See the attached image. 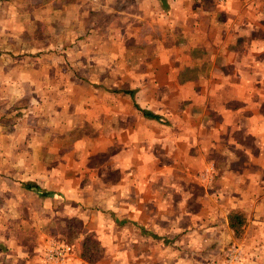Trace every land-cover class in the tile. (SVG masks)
I'll return each instance as SVG.
<instances>
[{
    "label": "rangeland",
    "instance_id": "obj_1",
    "mask_svg": "<svg viewBox=\"0 0 264 264\" xmlns=\"http://www.w3.org/2000/svg\"><path fill=\"white\" fill-rule=\"evenodd\" d=\"M20 1L23 9L31 8L38 19L34 24L28 22L24 28V34L35 39L32 40L35 44L23 42L24 54L34 51V55L45 57L41 59L49 65L50 74L45 77L44 71L38 69L37 81H30L31 76L22 85L7 75L12 73L11 66L1 65L0 232L13 228L20 239L29 241L31 249L36 248L31 253L36 264H46L41 254L52 244L71 247V254L63 262L71 259L85 264L80 256L78 235L83 231L93 233L98 240L90 236L101 247L96 259L86 264H264V236L252 239V231L251 239L246 238L243 243H233L230 233L224 230L222 234H213L217 241L220 239V245L210 251L204 241L206 225L197 224L192 226L191 233L178 239V251H167L156 241L144 244V237L139 235L136 226L119 227L105 211L118 203L124 206L123 202L142 204L144 188L151 184V179L158 184L172 185L171 189L181 185L186 189L182 200L189 196L187 201L191 202L192 210H199L205 191L193 182L202 169V159L189 153L192 139H174L178 129L171 118L178 109L172 103L173 85L168 86L170 95L166 94L158 103L152 101L155 98L150 90L152 80L147 79L160 59L169 65L174 79L177 73L174 66L188 62L192 49L187 45L191 39L196 44V39L204 42L211 36L227 37L226 32L217 30L216 24H226V7H236V0H173L168 14L147 8L145 26L146 13L140 8L146 7L148 0L146 4L144 0ZM17 2L5 0L4 6H17ZM243 2L242 17L235 19L239 27L252 25L259 0ZM70 5L76 7L69 14L66 9L62 10ZM203 7L210 17L204 14ZM3 15L8 21L7 14ZM210 22L214 27L206 29L205 25ZM260 24L264 26V16ZM177 26L181 31L179 36L175 33L173 36L172 27ZM162 31L164 35H159V41L149 42ZM16 33V27L12 29V25L5 22L2 35L4 44L8 43L7 49L15 47L12 40L16 41ZM184 34L189 36L186 43ZM198 34L201 35L197 37ZM244 40L249 49V40L261 42L258 50H264V29L254 33L248 30ZM50 43L54 48L45 52L44 47L48 49ZM60 44L69 47L70 55L77 58L81 66L73 59L62 63ZM243 52L249 58L253 53L247 49ZM8 54L10 52L6 51L4 58L14 57L13 53ZM92 65L100 66L95 72L100 79L91 78L90 72L87 78L86 70H92ZM207 65L206 61L205 68ZM98 88L101 94L95 92ZM120 90L132 91L133 99L116 93ZM146 97L152 101L149 103L152 109L158 108L156 112L163 113L160 124L144 120L134 107L133 101L144 108ZM254 102L264 110V95ZM156 137L161 141L152 140ZM147 150L153 151L156 159L154 155L147 156ZM26 183L36 184L56 195L40 199L24 190L22 186ZM210 206L206 205V212L210 211ZM129 214L144 225L143 213L138 215L130 207ZM260 217L264 218V213H260ZM183 226L187 223L182 224V229ZM260 227L262 229H256L264 233V226ZM0 236H4L3 233ZM21 257L26 256L21 254Z\"/></svg>",
    "mask_w": 264,
    "mask_h": 264
},
{
    "label": "crops",
    "instance_id": "obj_2",
    "mask_svg": "<svg viewBox=\"0 0 264 264\" xmlns=\"http://www.w3.org/2000/svg\"><path fill=\"white\" fill-rule=\"evenodd\" d=\"M226 1L232 2L233 0ZM4 2L5 0H0V71L3 69L1 65L6 64L12 68V73L7 75L14 77L19 84L25 85L28 77L31 76L30 81L34 80L35 82L37 81L38 69H42L44 75L50 74L49 65L42 62V59H46L45 57H41V59L38 55H34V51L31 54L25 52L27 54L25 55L23 51V42H28V45H31L34 43L32 40H35H31L24 34L26 32L24 28L28 22L29 24L37 22V15L30 11L31 8L28 11L23 9L25 7L20 0H18L17 6L10 4L5 7ZM236 2V7L233 5L226 7L228 8L226 24H216L217 30H220V33L226 32L227 37L211 36L210 39L208 37L206 41H202L203 43L200 39H196V44L191 39L187 45L188 48L192 49L188 54V62L178 67L174 66V70L177 71L174 79L168 69L169 65L164 59L157 62L154 73L147 79L152 80L153 88L150 90L155 97L152 101H159L158 103L163 101L162 98L166 94L170 95L168 94L170 92L168 86L173 85L172 103H175L176 109H178L171 118L178 129L174 139L176 141L179 139L193 140L189 143L188 151L194 157L202 159V169L197 173L198 179L193 183L199 188H203L205 194L199 201V210L193 211L191 202L187 201L190 197L188 196L183 200L181 198V195L186 193V189L183 190L181 185L171 189L172 185H164L162 182L158 184L151 179V184L146 187L144 185V201H140L142 204L131 201L128 205L123 202L124 206L118 203L115 208L105 210L109 212L110 219L117 226L121 227L128 224L136 226L139 235L144 237V244L156 241L162 249L178 251L176 246L178 239L186 233H191L193 231L192 226L197 224L206 225L204 241L210 251L217 250L220 245V239L217 241L213 234H222L223 230L227 231L228 234L230 233L233 243H243L247 240L246 238L251 239L250 231L253 234L252 239L264 236L262 235L264 233L256 229V227L262 229L260 226H264V218L260 217V213H264V110L261 111L259 105L254 102V99L262 98L264 95V50H258L261 42L249 40V42L251 41V48L249 49L244 40L248 30L254 33L264 29V26L262 27L260 24L264 16L262 11L264 0H259L258 9H254L252 25H244L245 27L243 25L239 27L235 20L242 17L241 13L244 11L245 3L243 0H236ZM147 3L146 7L144 5V8H140L141 11L144 9V13H146L147 8H151L154 12L163 11L168 14L172 11L174 4L173 0H148ZM144 4H146L145 0ZM79 5L76 4V6ZM75 7L73 5L65 6L62 10L66 9L69 14ZM191 9L195 10V8ZM202 11L207 16L209 15L208 10L204 7ZM3 14H7L8 21H5L6 18ZM146 15L147 13L144 15V26ZM30 17H33V21L30 20ZM66 18L68 19L69 16ZM5 22L10 23L12 29L16 27L18 30L16 41L12 40V45H15L12 49H7L8 43L4 44L5 37L2 35V30ZM211 22L205 25L206 29L214 27L215 24ZM195 28L201 33L198 27ZM172 31V35L174 36L175 33L177 36L181 29L178 26L176 29L172 27ZM201 34H198L197 37ZM159 35H164V31L159 33L156 39L151 37L149 42L159 41ZM146 38L144 33V46L147 44L145 43ZM188 39L189 36L184 34L183 42L186 43ZM242 40L243 42H241ZM62 44L65 45V43ZM62 44H60L63 53L60 56L62 63L65 59L68 62L73 59L77 66H81L79 60L77 61V58L70 55L69 47L62 46ZM254 45L257 46L253 49ZM44 48V51L48 52L54 47L50 43L48 49L47 46ZM245 49L253 52L250 58L245 56L243 52ZM6 51L10 54L13 53L14 57L4 58ZM206 61L208 65L205 68L204 63ZM21 64L25 65L22 66ZM92 66V70H86L87 78L90 72L91 78L96 76L97 79H100L99 75H95V72L100 70V66ZM246 66H248V70ZM81 74L79 75L81 76ZM147 75L144 74V76ZM45 77L48 76L45 75ZM175 80L177 83L174 82ZM145 88L144 92H147L148 89ZM98 89L95 92L101 94V88ZM108 91L114 92L115 90L109 89ZM116 93L124 94L123 92ZM148 97L144 98V108L138 106L160 117L163 113L160 111L157 113L158 108L152 109L153 106L149 105L152 101L148 100ZM143 119L158 124L162 120L161 117L159 121L145 117ZM143 122L141 120V123ZM152 140L161 141L157 137L152 138ZM145 153L147 156L154 155L153 151L150 150ZM153 159H156L155 155ZM22 187L24 188V185ZM40 188L42 189V187ZM24 190L28 194L37 196L30 190L25 188ZM208 204L211 205L210 211L206 212V205ZM130 207L138 215L143 213L144 225L130 217ZM231 211H240L245 217V225L239 239H236L233 231L229 228L228 215ZM183 223H187V226H183L182 229ZM94 231L97 232L95 228ZM0 233L4 235L0 236V264H36L34 258H31V253L36 248H32V250L29 241L24 242L20 239L19 235L14 233L13 228L11 230L5 228ZM87 234L93 235L90 231H83L80 237ZM97 236L99 237V235ZM95 239L98 240L96 236ZM215 244L218 245L213 249ZM13 251L17 253H13ZM21 254L26 257H21ZM41 256L46 264H52L45 260L44 250ZM6 257H9V260H6ZM77 263L78 261L73 260L72 262L71 259H68L62 263L53 264ZM84 263L88 262L84 261Z\"/></svg>",
    "mask_w": 264,
    "mask_h": 264
},
{
    "label": "trees",
    "instance_id": "obj_3",
    "mask_svg": "<svg viewBox=\"0 0 264 264\" xmlns=\"http://www.w3.org/2000/svg\"><path fill=\"white\" fill-rule=\"evenodd\" d=\"M116 92H123L124 94H127L128 96H130V98L133 99V92L132 91L120 90V91H116ZM133 104H134V107L139 112H141L143 117L150 119V120L159 121L160 117L158 115H155L149 111L141 109L135 103V101H133ZM24 188L34 192L38 197H40L42 199L53 198L56 195V193L53 191L42 190L36 184L26 183V184H24ZM228 224H229V228L233 231L236 239H239L241 237V234H242V228L245 225L244 215L240 211H231L228 215ZM142 232L144 233L143 230H142ZM78 235L80 236L81 233ZM90 235L91 234H87L83 237H80V239H79L80 256L84 261H86L88 263L93 262L96 259L97 255L101 252V251L99 252V248L101 249V247H99L98 244L94 241L95 237L93 238V236H90Z\"/></svg>",
    "mask_w": 264,
    "mask_h": 264
},
{
    "label": "built area",
    "instance_id": "obj_4",
    "mask_svg": "<svg viewBox=\"0 0 264 264\" xmlns=\"http://www.w3.org/2000/svg\"><path fill=\"white\" fill-rule=\"evenodd\" d=\"M71 254L69 245L52 244L44 252V258L50 263H62Z\"/></svg>",
    "mask_w": 264,
    "mask_h": 264
}]
</instances>
